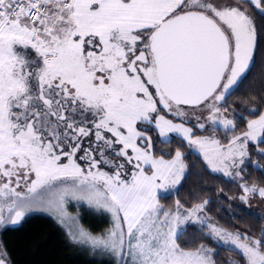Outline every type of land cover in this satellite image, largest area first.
I'll return each instance as SVG.
<instances>
[{
  "label": "snow or ice",
  "instance_id": "1",
  "mask_svg": "<svg viewBox=\"0 0 264 264\" xmlns=\"http://www.w3.org/2000/svg\"><path fill=\"white\" fill-rule=\"evenodd\" d=\"M257 70L264 0H0V231L47 212L109 264H264V225L161 202L196 169L182 149L264 202V88L233 100ZM0 264H15L3 240Z\"/></svg>",
  "mask_w": 264,
  "mask_h": 264
},
{
  "label": "trees",
  "instance_id": "2",
  "mask_svg": "<svg viewBox=\"0 0 264 264\" xmlns=\"http://www.w3.org/2000/svg\"><path fill=\"white\" fill-rule=\"evenodd\" d=\"M262 88L264 83H262L260 71L257 70L245 89V96L234 97L233 100L243 101L247 94H252V99L258 102L257 93ZM247 106L254 107L255 104L249 102ZM173 146H178V138L174 145H168V147ZM182 150L187 152L188 165L191 167L195 163L196 169L192 171L191 179L182 182L181 190L168 199H164L163 202L172 206L176 199L182 202L193 200V197L196 198L193 202L208 199L212 202L208 206L211 209L209 213L225 227L236 225L244 230L254 231L256 227L264 225V221L258 219L259 214L250 216L247 214L249 211L234 207L225 198L223 193L232 195L235 192L234 183L222 176L205 173L198 156L187 149ZM189 156L190 159H188ZM249 170L253 181H259L260 173L252 168ZM197 171L202 175L198 176ZM94 225L97 226V224ZM0 240L6 243L15 264H109V259L106 257L98 258L97 255L81 251L79 247L73 246L68 240L65 229L53 218L44 214H32L26 217L21 225L11 227L7 231H0ZM207 243L216 247L211 241ZM222 256L238 259L235 251H224Z\"/></svg>",
  "mask_w": 264,
  "mask_h": 264
},
{
  "label": "rangeland",
  "instance_id": "3",
  "mask_svg": "<svg viewBox=\"0 0 264 264\" xmlns=\"http://www.w3.org/2000/svg\"><path fill=\"white\" fill-rule=\"evenodd\" d=\"M218 135H221V136L223 135V130L222 129L218 132ZM229 135H231V134L229 133ZM186 153L187 152H185V155H186ZM194 154L196 156H198L196 153H194ZM253 162L254 163H260V164L264 165V160H259L258 157H253ZM186 164H188L187 161H186ZM250 172L251 171L248 169V173H250ZM216 175L222 176L220 174H216ZM222 177L226 178V180H228V181H231V180H229L228 177H225V176H222ZM231 182L235 184V186H234V187H236L235 190H234L235 192L232 193V195H229V194L227 195V193H223V194H225V198L234 207H237V208H240V209H243V210H247L249 212H255V213L259 214V215H264V202H262L261 199H259V198H250L247 204H243L240 200L237 199V197H239L240 195H242L240 188L237 187V183L236 182H233V181H231ZM249 183H252V181H249ZM229 197L231 198V200L228 199ZM161 202L164 203L166 206H169L168 204H166V202H163V200ZM70 211H72L73 214H75V212L77 210L70 208ZM79 211L81 212V215L83 216V220L81 221V223H83L85 227L91 228L94 232L103 231V230L111 227V219H110V216H108L106 214H91V213L85 211L83 208L79 209ZM32 214H44V215H47V216L53 218L58 224H60L59 221L55 218V216L52 215V214H50V213H47V212H36V213H32ZM209 215L218 224H220L210 213H209ZM103 216H104V218H103ZM92 223L97 224L98 227L95 226ZM61 226L65 229L66 232H68V229L64 225H61ZM99 257L102 258L104 256H98V258ZM106 258L109 259V261H110V258L109 257H106Z\"/></svg>",
  "mask_w": 264,
  "mask_h": 264
}]
</instances>
